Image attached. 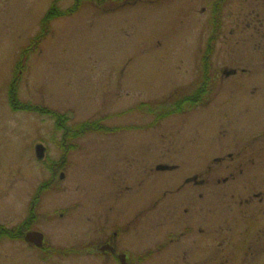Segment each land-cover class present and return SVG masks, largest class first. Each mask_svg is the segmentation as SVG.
Here are the masks:
<instances>
[{"label":"rangeland","instance_id":"obj_1","mask_svg":"<svg viewBox=\"0 0 264 264\" xmlns=\"http://www.w3.org/2000/svg\"><path fill=\"white\" fill-rule=\"evenodd\" d=\"M83 1L0 0V264H118L114 231L134 264H264V0H228L215 35L219 0ZM213 77L157 124L142 107ZM47 112L110 132L63 162ZM31 209L53 260L16 238Z\"/></svg>","mask_w":264,"mask_h":264},{"label":"trees","instance_id":"obj_2","mask_svg":"<svg viewBox=\"0 0 264 264\" xmlns=\"http://www.w3.org/2000/svg\"><path fill=\"white\" fill-rule=\"evenodd\" d=\"M83 1V0H82ZM108 1H112L115 2V4L120 5L121 2L123 0H101L100 4L103 5ZM84 2V1H83ZM228 2V0H219L212 9V17L213 20L215 21V24L213 22L212 24V28L214 30V35L217 34L218 32H220V30L222 29V27L218 24L220 23V16H221V11L224 7V5H226V3ZM244 9L247 7L246 6H241ZM48 17H46V19H44V23L49 22L51 20V18H49V14H47ZM239 19H236L235 22V26L238 27L237 29H240V23H239ZM221 29H220V28ZM246 28V25H245ZM217 39L213 36L212 41L209 43V47H208V53L211 57V55L213 54L214 51V44L217 43ZM209 57V58H210ZM204 66L206 69V74L210 73L211 68H209L211 66V64H209V62H207V60L204 62ZM211 80L208 82H204L203 83V91L202 88L198 89L193 97H185L181 100H177L174 104H168V103H163L162 105L158 106V107H152L151 105H142L143 108H146V112H148L149 114H158L160 115L159 119L157 118L155 121V124H157V122H159V120L163 119V118H167L168 116L172 115V114H179L181 112V110L185 107L186 104L188 105H193L194 103H198L200 101H202L204 98H206L207 95L210 94V87L212 86L213 79L209 78ZM48 115H52L53 118L55 119L56 122V130L61 132L62 134V140L60 141L59 144V150L63 151L62 154V159L64 162L65 157L71 153L72 151H74L76 149V141L78 139H80L81 137H83V134L86 132H94V133H99V131H105V132H110V128L105 127L104 125L101 124V122H97V123H91V122H84L82 124H79V126H74V127H66L63 123L67 122L68 119H66L65 117H63L61 114H56L54 112L50 113L47 112ZM63 118L64 122L61 121V119ZM62 122V123H61ZM59 123V124H58Z\"/></svg>","mask_w":264,"mask_h":264},{"label":"flooded vegetation","instance_id":"obj_3","mask_svg":"<svg viewBox=\"0 0 264 264\" xmlns=\"http://www.w3.org/2000/svg\"><path fill=\"white\" fill-rule=\"evenodd\" d=\"M264 20L262 19L261 22L259 23V29L263 30L264 28ZM249 26L246 25V28H248ZM194 185L197 186L198 182L193 181ZM224 183H226V180L224 181ZM34 210L31 209L29 211V215L27 216L28 221L25 223L24 229L17 232L16 238L18 239V241L22 242V243H26L27 245H29L32 249H35L36 252H40L42 253V255L44 254L46 257L43 258L42 260L45 262L53 260L54 258L51 256V252L49 251L50 249L46 247L47 243L45 240V236L43 233L37 231L34 226H36V217L37 215L34 214ZM34 214V215H33ZM60 217H63V215H60ZM243 222H246L245 217L242 218ZM251 228L253 226H250ZM30 233H40L43 236V240H42V246L41 247H36V245L34 243H29L26 238ZM7 234V229L2 227L0 225V238L1 237H5ZM119 237V233L117 231L112 232L111 235V241L109 242H104L103 244L98 246V251L101 257H107L108 259H113L115 260L116 263L118 264H123L120 256H124L123 262L124 264H134L133 260H132V255L129 252H123V253H118V249L119 247L116 244V241L118 240ZM115 240V242L113 241ZM106 247L104 250H102V248Z\"/></svg>","mask_w":264,"mask_h":264},{"label":"water","instance_id":"obj_4","mask_svg":"<svg viewBox=\"0 0 264 264\" xmlns=\"http://www.w3.org/2000/svg\"><path fill=\"white\" fill-rule=\"evenodd\" d=\"M228 74V73H227ZM44 147L41 146V145H37L36 148H35V155L37 157L38 160H42L44 158ZM156 170L157 171H167L169 170V167L168 166H157L156 167ZM64 176L61 175L60 176V179H63ZM26 240L29 242V243H34L36 245V247H41L42 246V240H43V236L42 234L40 233H30ZM106 247L102 248V250H104ZM120 259L122 261V263L124 264L123 262V259H124V256H120Z\"/></svg>","mask_w":264,"mask_h":264}]
</instances>
